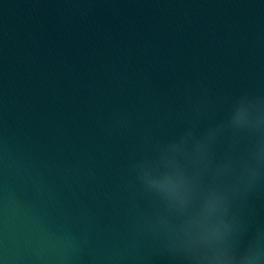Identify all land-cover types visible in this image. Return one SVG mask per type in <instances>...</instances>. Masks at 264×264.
<instances>
[{
    "label": "water",
    "instance_id": "water-1",
    "mask_svg": "<svg viewBox=\"0 0 264 264\" xmlns=\"http://www.w3.org/2000/svg\"><path fill=\"white\" fill-rule=\"evenodd\" d=\"M201 78L264 89V0H0V264H170L135 230L125 167Z\"/></svg>",
    "mask_w": 264,
    "mask_h": 264
},
{
    "label": "clouds",
    "instance_id": "clouds-1",
    "mask_svg": "<svg viewBox=\"0 0 264 264\" xmlns=\"http://www.w3.org/2000/svg\"><path fill=\"white\" fill-rule=\"evenodd\" d=\"M172 92L180 102L139 135L125 167L136 232L170 264H264V89L221 94L201 78ZM133 127L113 114L112 131Z\"/></svg>",
    "mask_w": 264,
    "mask_h": 264
}]
</instances>
